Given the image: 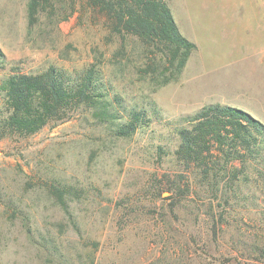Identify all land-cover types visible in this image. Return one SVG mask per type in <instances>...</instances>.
I'll list each match as a JSON object with an SVG mask.
<instances>
[{"label":"rangeland","instance_id":"rangeland-1","mask_svg":"<svg viewBox=\"0 0 264 264\" xmlns=\"http://www.w3.org/2000/svg\"><path fill=\"white\" fill-rule=\"evenodd\" d=\"M50 1L29 25L28 0H0V79L95 64L109 96L145 109L150 123L119 138L82 106L32 135L0 137V264H264V191L225 211L194 191L167 124L209 103L264 123V0H166L196 49L178 80L155 90L140 40L120 37L85 0Z\"/></svg>","mask_w":264,"mask_h":264},{"label":"trees","instance_id":"trees-1","mask_svg":"<svg viewBox=\"0 0 264 264\" xmlns=\"http://www.w3.org/2000/svg\"><path fill=\"white\" fill-rule=\"evenodd\" d=\"M85 2L88 8L104 14L120 37H135L147 48L150 63L146 67L151 68L153 90L178 80L196 45L180 32L166 0ZM48 9H53L50 0H28L29 25ZM5 66L0 48V70ZM107 82L95 64L75 74L53 65L36 73H6L0 79V137L32 135L51 122L67 119L82 106L96 121L111 126L119 138L148 126L147 111L129 109L118 95L109 96ZM151 105L153 113H159ZM167 124L173 126L178 140L172 153L182 166L179 177L194 172V181L198 182L194 191L198 188L213 193L223 211L250 205L252 191H264V123L260 119L232 105L209 103ZM162 149L157 145L158 155ZM185 188H190L187 181ZM57 194L62 201L61 192ZM212 231H216L215 221ZM257 253L264 261V244Z\"/></svg>","mask_w":264,"mask_h":264},{"label":"bare ground","instance_id":"bare-ground-1","mask_svg":"<svg viewBox=\"0 0 264 264\" xmlns=\"http://www.w3.org/2000/svg\"><path fill=\"white\" fill-rule=\"evenodd\" d=\"M258 55H259V54H258ZM251 56H252V55H251ZM252 57H254V56H252ZM249 58H250V57H249ZM260 58H261V57H260ZM253 60H254V58H253ZM247 63H248V62H247ZM247 70H248V68H247ZM235 89H236V88H235ZM245 90H246V89H245ZM245 90H244V91H245ZM238 91H239V90H238ZM236 92H237V91H236ZM233 93H234V92H233ZM234 94H235V93H234ZM239 97H240V96H239Z\"/></svg>","mask_w":264,"mask_h":264}]
</instances>
